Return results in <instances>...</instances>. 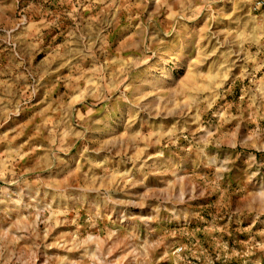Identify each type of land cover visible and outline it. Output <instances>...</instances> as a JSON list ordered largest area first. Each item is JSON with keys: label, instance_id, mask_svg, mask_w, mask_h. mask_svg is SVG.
Instances as JSON below:
<instances>
[{"label": "rangeland", "instance_id": "1", "mask_svg": "<svg viewBox=\"0 0 264 264\" xmlns=\"http://www.w3.org/2000/svg\"><path fill=\"white\" fill-rule=\"evenodd\" d=\"M0 264H264V0H0Z\"/></svg>", "mask_w": 264, "mask_h": 264}]
</instances>
